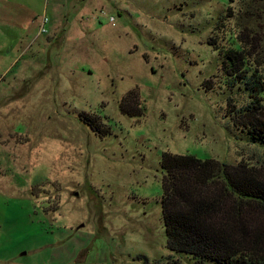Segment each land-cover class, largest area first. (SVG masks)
<instances>
[{
  "label": "rangeland",
  "instance_id": "obj_1",
  "mask_svg": "<svg viewBox=\"0 0 264 264\" xmlns=\"http://www.w3.org/2000/svg\"><path fill=\"white\" fill-rule=\"evenodd\" d=\"M242 32L264 79V0H0V264H192L167 246L162 160L264 169L223 71Z\"/></svg>",
  "mask_w": 264,
  "mask_h": 264
},
{
  "label": "trees",
  "instance_id": "obj_2",
  "mask_svg": "<svg viewBox=\"0 0 264 264\" xmlns=\"http://www.w3.org/2000/svg\"><path fill=\"white\" fill-rule=\"evenodd\" d=\"M237 37L238 47L225 53L223 71L230 86L252 100L232 109H237L233 120L249 131L254 143H264V79L251 63L261 39L244 32ZM137 96L129 102L123 99L122 112L140 114ZM89 119L106 134L97 116ZM162 167V210L170 250L191 256L192 264H264L262 167L171 153L164 155Z\"/></svg>",
  "mask_w": 264,
  "mask_h": 264
},
{
  "label": "built area",
  "instance_id": "obj_3",
  "mask_svg": "<svg viewBox=\"0 0 264 264\" xmlns=\"http://www.w3.org/2000/svg\"><path fill=\"white\" fill-rule=\"evenodd\" d=\"M48 22H49V18L48 17H44L43 20H42L41 26H40V32L45 33V32L48 31L47 27H46Z\"/></svg>",
  "mask_w": 264,
  "mask_h": 264
},
{
  "label": "crops",
  "instance_id": "obj_4",
  "mask_svg": "<svg viewBox=\"0 0 264 264\" xmlns=\"http://www.w3.org/2000/svg\"><path fill=\"white\" fill-rule=\"evenodd\" d=\"M34 16H35V14H31V17L30 18H28V20L29 21H27L29 24H32V22H33V18H34ZM11 20L14 22V23H17V22H20V20L17 18V17H13V16H11Z\"/></svg>",
  "mask_w": 264,
  "mask_h": 264
}]
</instances>
